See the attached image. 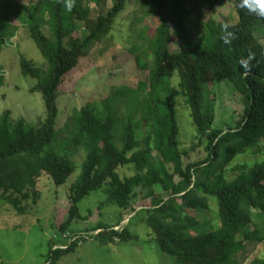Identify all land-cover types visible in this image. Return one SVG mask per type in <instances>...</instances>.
Masks as SVG:
<instances>
[{
  "label": "trees",
  "instance_id": "1",
  "mask_svg": "<svg viewBox=\"0 0 264 264\" xmlns=\"http://www.w3.org/2000/svg\"><path fill=\"white\" fill-rule=\"evenodd\" d=\"M105 1L73 0L69 12L66 0H31L29 4L0 0V51L17 35L20 21L47 61L46 68H41L25 55L20 58L22 73L37 79L31 90L43 94L45 120L33 125L24 118L15 120L10 109L0 112V201L18 215H28L41 200L40 177L47 174L57 186L65 184L82 150L86 158L81 175L71 186L62 231L77 218L87 219L80 202L102 191L106 198L100 208L114 205L123 211L118 213L117 224L99 223L96 230L101 231L91 238L101 245L137 240L139 235L130 231V220L121 229L116 225L125 220L126 211L136 210L138 189H148L151 206L140 210L145 211L144 221L153 240L173 257V264H242L237 256L246 252L248 242H264L257 219L264 216V161L249 170L240 164L231 167L238 155L264 152V18L240 9L239 0H195L197 8L209 10L208 19L201 21L205 33L195 41L187 29L190 0H137L132 30L145 18L158 21L152 36L146 29L140 31L137 39L143 44L133 43L131 50L136 53L137 67L147 70L148 76L136 87H113L101 101L75 109L60 129L62 85L114 32L129 0H113L108 10L102 8ZM229 4L236 10V21L217 15ZM77 21L84 22L82 32L76 28ZM171 23L179 39L175 51L170 48ZM224 25L234 33L230 44L221 39ZM249 51L255 58L245 73L239 60ZM176 72L199 133L192 149L204 146L207 152L203 160L188 164L184 162L188 151L181 149L179 140L180 89L172 87L164 94V83ZM224 81L240 94L244 109L234 127L214 128L217 100L212 85ZM125 165H133L135 173L122 176L119 169ZM227 171L238 173L228 177ZM211 197L217 200L221 225L206 231L203 225L208 220L202 221L196 212L210 211ZM86 239L81 235L66 246L53 241L46 263L56 264ZM260 255L255 253L246 264H264Z\"/></svg>",
  "mask_w": 264,
  "mask_h": 264
},
{
  "label": "rangeland",
  "instance_id": "2",
  "mask_svg": "<svg viewBox=\"0 0 264 264\" xmlns=\"http://www.w3.org/2000/svg\"><path fill=\"white\" fill-rule=\"evenodd\" d=\"M29 4L31 0H19ZM35 1V0H33ZM73 0H71L72 2ZM137 0L128 1L126 8L119 14L114 32L95 49L90 57L85 58L81 65L71 72L61 87L60 91V115L58 123L60 129H64L66 122L75 109L88 102L101 101L110 95L113 87L120 85L138 86L149 72L139 70L133 53V43L143 44V40L137 39L142 29L146 34L152 36L157 28V20L148 17L136 24L133 31V17L135 10L139 8ZM188 3L189 16L187 29L189 36L199 41L204 35L202 20L209 17V10L197 8L195 0ZM113 5V0H106L102 4L104 10ZM92 6H94L92 4ZM96 10V8H95ZM98 10V8H97ZM97 12V11H96ZM167 16V9H164ZM222 19L228 16L229 20L236 21L237 13L235 8L229 4L217 12ZM21 27L17 35L10 42H6L0 51V112L10 109L15 120L24 118L33 125H40L46 118V108L41 91H32L37 79L26 76L21 71L20 58L25 55L37 66L46 68L47 61L40 52L34 40L27 34L24 24L18 21ZM76 28L84 30V22L77 21ZM49 36H52L46 28ZM173 41L170 44L172 51L179 49L176 36V25L171 23ZM264 42V37L261 36ZM109 49L104 53L102 50ZM179 74L167 79L164 83V94L169 93L172 87H179ZM212 90L216 95V120L214 128L234 127L243 113V102L240 94L234 89L230 82L224 81L214 83ZM187 92L180 89L177 97V116L179 124V140L181 149L188 151L184 157L186 164L203 160L207 157L204 146L193 150V142L198 136V130L193 124L190 108L187 104ZM146 132V127H142ZM264 146V145H263ZM264 151V149H262ZM157 153H155L156 155ZM158 156V155H156ZM86 158L82 150L76 155L77 168L68 178L67 182L57 186L52 178L43 174L38 183L41 193V200L38 204L29 209V214L18 215L9 205L0 201V254L2 264H48L47 259L51 251L52 242L66 246L73 239L83 235L86 240L81 241L75 252L63 256L56 264H173V257L162 252L158 244L153 240L151 229L148 227L145 218V211L140 210L151 206V198L147 197L148 189H138V196L134 201V209L124 213L125 220L116 225L117 229L123 228L130 220V231L139 235L137 240L125 242H114L101 245L98 240L91 238L101 230H96L99 223L117 224L118 213L123 211L117 206L110 205L100 208V202L105 200L104 192H92L79 204L83 217L74 220L68 230L62 231L60 225L67 219L70 208L69 194L71 186L79 178L82 172L83 162ZM264 161V152L248 153L238 155L231 167L243 165L248 170L254 165ZM122 176H131L135 173L133 165H125L119 169ZM228 177L233 176L237 171H227ZM161 192L160 186L156 187ZM167 197V193H163ZM210 211L197 210L198 218L202 221L208 220L203 226L204 230L217 229L221 225L217 200L210 198ZM88 216V217H87ZM261 221V230L264 233V216L258 215ZM252 229L254 226L251 227ZM261 233V236L262 234ZM55 246V247H57ZM261 252L260 257L264 258V242H248L246 252L237 256V259L246 264L255 254Z\"/></svg>",
  "mask_w": 264,
  "mask_h": 264
},
{
  "label": "clouds",
  "instance_id": "3",
  "mask_svg": "<svg viewBox=\"0 0 264 264\" xmlns=\"http://www.w3.org/2000/svg\"><path fill=\"white\" fill-rule=\"evenodd\" d=\"M71 0H66V8L70 12L72 10ZM240 9H247L249 13H253L261 18H264V0H239L238 5ZM229 26H223V35L221 37L224 44H230L234 39V33L229 31ZM255 54L252 51L248 52L247 57L241 58L239 60L240 67L244 70L245 73L250 71L252 65L251 62L254 60Z\"/></svg>",
  "mask_w": 264,
  "mask_h": 264
}]
</instances>
